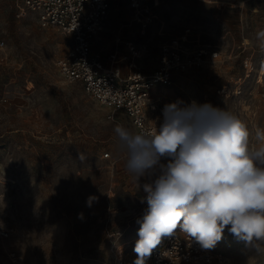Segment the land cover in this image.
Here are the masks:
<instances>
[{
  "label": "rangeland",
  "instance_id": "1",
  "mask_svg": "<svg viewBox=\"0 0 264 264\" xmlns=\"http://www.w3.org/2000/svg\"><path fill=\"white\" fill-rule=\"evenodd\" d=\"M109 1L95 49L125 52L124 42L133 41L143 50L139 66L152 72L161 46L186 36L189 50H207L205 63L176 73L155 94L165 106L195 102L225 109L247 125L250 143L258 144L256 134L264 132V0H162L144 34L129 0ZM0 38L6 42L0 49V227L14 229L0 238V264L136 259L148 209L143 185L154 177L137 182L126 170L127 153L114 129L121 122L137 133L131 118L121 110L116 121L110 119L112 108L82 83L68 82L57 61L70 40L43 28L35 15L20 16L12 0H0ZM213 248L231 264H264V254L227 228ZM11 252L22 260L14 262Z\"/></svg>",
  "mask_w": 264,
  "mask_h": 264
},
{
  "label": "clouds",
  "instance_id": "2",
  "mask_svg": "<svg viewBox=\"0 0 264 264\" xmlns=\"http://www.w3.org/2000/svg\"><path fill=\"white\" fill-rule=\"evenodd\" d=\"M126 170L143 185L148 209L140 221L134 264L146 259L179 228L204 249L225 228L264 254V132L250 143L247 125L211 104H168L151 131L133 133L117 125ZM162 158H168L166 164ZM93 197H89V202Z\"/></svg>",
  "mask_w": 264,
  "mask_h": 264
},
{
  "label": "built area",
  "instance_id": "3",
  "mask_svg": "<svg viewBox=\"0 0 264 264\" xmlns=\"http://www.w3.org/2000/svg\"><path fill=\"white\" fill-rule=\"evenodd\" d=\"M20 16L35 15L45 29L56 30L69 40L57 66L70 83L80 82L85 91L102 105L113 109L109 118L116 121L115 113L124 111L138 132L151 131L163 121L165 105L162 96L155 94L158 86L173 83L176 73L200 67L206 61L207 50H189L187 37L173 39L161 46L158 67L145 72L139 66L143 50L133 41H125L127 50L118 49L104 54L95 49L110 11L109 0H12ZM162 0H129L133 20L145 33L155 19V10ZM117 43H123L120 37ZM6 46L0 38V49ZM217 54L213 53L212 57ZM4 60V59H2ZM246 65L250 63L247 61ZM165 97V96H163ZM118 125L124 126L121 122ZM125 127V126H124ZM110 157V153L105 154ZM14 229L1 228L0 238H8ZM14 262L22 260L16 252L10 253ZM136 259L119 256V264H134ZM146 264H231L230 257L214 248L204 249L194 238L179 228L170 237H164L153 250Z\"/></svg>",
  "mask_w": 264,
  "mask_h": 264
}]
</instances>
